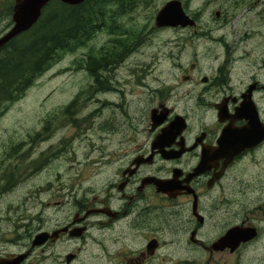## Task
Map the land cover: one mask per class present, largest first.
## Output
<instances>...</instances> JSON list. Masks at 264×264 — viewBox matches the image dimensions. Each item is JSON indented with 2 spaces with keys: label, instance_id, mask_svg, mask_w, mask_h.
I'll list each match as a JSON object with an SVG mask.
<instances>
[{
  "label": "flooded vegetation",
  "instance_id": "obj_1",
  "mask_svg": "<svg viewBox=\"0 0 264 264\" xmlns=\"http://www.w3.org/2000/svg\"><path fill=\"white\" fill-rule=\"evenodd\" d=\"M234 4L261 9L258 14L264 21V0H234ZM216 15L220 17L221 11ZM192 18L194 26L180 28L197 33L200 22L196 15ZM141 43L139 35L129 45L119 41L120 50L111 61H119L115 57ZM229 51L227 57L216 56L212 70L205 71L196 62L180 65V75L165 78L174 77L175 84L164 81L162 87L151 88L141 115L127 111L117 115L122 103L106 94L117 96L122 90L106 72L92 69L96 88L105 96L104 106L113 109L102 119L105 129L120 136L119 164L103 169L99 180L86 185L61 183L45 206L58 208L55 214L43 210L35 217H21L22 249L1 253L0 258L28 254L22 264L33 256L39 264H77L86 245L97 242L110 264H178L180 260L205 264L206 254L211 260L225 254L237 264L239 255L256 247L264 237V223L251 220L250 205L264 199V185L261 169L251 168L264 164V49L258 62L249 60L243 68L249 54L236 55L238 47ZM103 63L101 70H106L108 63ZM78 109L64 113L67 126H78L74 116ZM90 115L82 119L87 122ZM56 120L49 124L55 126ZM49 131L46 125L39 138ZM33 141L39 140L35 136ZM64 144L43 151L35 169ZM22 171L26 169L13 176L9 169H0L1 198L20 182ZM249 171L254 180L258 177L253 186L249 176L245 179ZM252 193L256 195L251 197ZM234 228L243 235L252 230L254 237L235 247H216ZM37 238L40 242L34 246Z\"/></svg>",
  "mask_w": 264,
  "mask_h": 264
},
{
  "label": "rangeland",
  "instance_id": "obj_2",
  "mask_svg": "<svg viewBox=\"0 0 264 264\" xmlns=\"http://www.w3.org/2000/svg\"><path fill=\"white\" fill-rule=\"evenodd\" d=\"M135 1L133 9L111 20L109 24L114 23V31H111V25L102 27L84 47L62 53L60 59L36 79L20 100L10 104L0 114V169H9L11 173L27 171H22V175L18 176L20 182L11 191L5 193L3 198L0 196V254L22 249L19 242L21 217H35L43 210L46 215L55 214L58 208L45 206L51 198L50 194L53 195L61 183L86 185L99 180L103 169H115L119 164L120 136L112 135L105 129V120L102 119V116H109L113 109L104 106L105 96L96 88L92 69H98L102 74L106 72L109 79L122 90L117 96L106 94L110 99L122 103L117 115L125 111L141 115L151 99V88L165 85V78L169 75H180L183 72L180 65L189 67L196 62L201 64L203 70H212L216 56L227 57V53H232L229 48L233 47H238L236 55L245 57V54H249L242 68L249 60L258 62L262 55L264 21L262 15L258 14L261 9L235 7L234 0H181L186 13L191 17L196 15L200 22L195 33L193 29L156 26L159 10L170 0ZM113 10L122 11L116 7ZM217 11H221L220 17L216 15ZM11 26L9 20L1 18L0 37ZM137 35L142 41L141 45L133 46L132 50L127 48L121 58L115 57L119 61H111L114 60V52L120 50L119 41L122 44L128 42L129 45ZM223 42L228 44L223 46ZM104 60L108 68L101 70L105 67ZM174 81L172 77L167 83L175 84ZM76 99L79 109L74 116L79 123L78 126H67L70 122L64 116L63 109ZM89 114L85 122L82 116ZM54 117L58 120L52 126L49 121ZM46 125H49L50 131L39 138V131H43ZM35 136L39 141L30 143ZM62 141L65 144L55 155L35 169L38 164L34 166L33 162L37 163L38 156L52 146L61 145ZM262 166L264 164L251 169H261L264 185ZM250 172L245 179L248 180L249 176L253 186L258 177L254 180ZM250 190L248 192L251 193ZM254 195L252 193L251 197ZM250 214L252 221L264 223V199L251 202ZM256 245L239 255L237 264H264V237ZM183 255L182 252L176 257L179 260ZM227 256L216 254L211 260L210 255L206 254L203 262L232 264L235 259ZM180 261L178 264H183ZM28 264H39L38 258L33 256ZM77 264L110 263L102 256L98 243L90 242Z\"/></svg>",
  "mask_w": 264,
  "mask_h": 264
},
{
  "label": "trees",
  "instance_id": "obj_3",
  "mask_svg": "<svg viewBox=\"0 0 264 264\" xmlns=\"http://www.w3.org/2000/svg\"><path fill=\"white\" fill-rule=\"evenodd\" d=\"M135 2L86 0L70 5L59 0L51 1L30 30L0 49V114L10 104L20 100L36 79L60 59L62 53L84 47L102 27L111 25L114 31V23L109 24L111 20L125 15L133 9ZM114 7L122 11L116 12ZM13 9L14 0H0V19L9 20V26L12 25ZM78 106L76 99L63 112L74 111Z\"/></svg>",
  "mask_w": 264,
  "mask_h": 264
},
{
  "label": "water",
  "instance_id": "obj_4",
  "mask_svg": "<svg viewBox=\"0 0 264 264\" xmlns=\"http://www.w3.org/2000/svg\"><path fill=\"white\" fill-rule=\"evenodd\" d=\"M54 0H15L13 10V26L0 37V49L9 41L20 34L30 30L41 18L44 8ZM70 5H78L86 0H60ZM195 20L186 13L181 0L168 1L158 12L155 23L162 27H187L194 26ZM252 230L243 235L238 228L232 229L217 244L218 248L227 246L235 247L240 240H248ZM39 238L34 241V246L39 243ZM28 254H11L8 257L0 258V264H22Z\"/></svg>",
  "mask_w": 264,
  "mask_h": 264
}]
</instances>
